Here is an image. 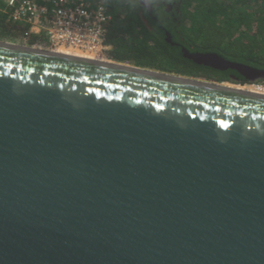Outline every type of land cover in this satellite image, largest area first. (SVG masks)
I'll return each instance as SVG.
<instances>
[{
	"label": "water",
	"instance_id": "1",
	"mask_svg": "<svg viewBox=\"0 0 264 264\" xmlns=\"http://www.w3.org/2000/svg\"><path fill=\"white\" fill-rule=\"evenodd\" d=\"M225 82L0 40V264H264V95Z\"/></svg>",
	"mask_w": 264,
	"mask_h": 264
},
{
	"label": "trees",
	"instance_id": "2",
	"mask_svg": "<svg viewBox=\"0 0 264 264\" xmlns=\"http://www.w3.org/2000/svg\"><path fill=\"white\" fill-rule=\"evenodd\" d=\"M101 1L113 14L106 38L113 60L208 80L229 79L231 70L195 63L184 56L182 49L186 48L190 52H217L230 60L264 69V0H175L181 3V16L176 13L177 18L173 20L174 16L163 6L156 10V19H153L146 9L148 22L142 18L141 8L134 0ZM5 7L0 0V40L29 46L36 44L38 37L29 35L27 27L14 23ZM246 28L251 30L250 52L244 54L246 47L240 43L236 51L232 49L235 54L229 53L233 42L243 39ZM168 33L172 42L179 45L166 40ZM198 40L203 41L201 46ZM258 41H263L260 47ZM255 48L260 50V56L254 55Z\"/></svg>",
	"mask_w": 264,
	"mask_h": 264
},
{
	"label": "built area",
	"instance_id": "3",
	"mask_svg": "<svg viewBox=\"0 0 264 264\" xmlns=\"http://www.w3.org/2000/svg\"><path fill=\"white\" fill-rule=\"evenodd\" d=\"M9 18L38 37L37 48L70 49L86 59L109 62L106 43L113 14L101 0H3Z\"/></svg>",
	"mask_w": 264,
	"mask_h": 264
},
{
	"label": "flooded vegetation",
	"instance_id": "4",
	"mask_svg": "<svg viewBox=\"0 0 264 264\" xmlns=\"http://www.w3.org/2000/svg\"><path fill=\"white\" fill-rule=\"evenodd\" d=\"M136 1V3L138 4L139 8H141L140 10V13H141V16L142 18L145 20V22H148L147 18H146V15H145V10L147 11V13L149 14V16H151L153 19H156V16L154 15L156 13V10L157 9H160V7H163L166 9V11L168 13H171L173 17V20L176 19L177 17L175 16L176 13L179 14V16L182 15V12H181V3L180 2H177V1H170V0H134ZM251 30L249 28H246V30H244L243 32V39L245 40V43H244V46L246 47L245 51H244V54H248L250 52V49L249 47L251 46ZM167 37H168V34H167ZM167 37H166V40H167ZM261 40L262 39V36H259L258 37V40ZM231 40H233V37L231 38ZM172 44L174 45H179V43H176V42H171ZM199 45L201 46L203 44V41L202 40H198ZM227 45H228V48H229V42H226ZM259 43V47L263 44V41H258ZM255 54L254 55H259L260 56V50L257 48H255ZM257 50H259L257 52ZM200 52V51H199ZM257 52V53H256ZM203 53H213V52H203ZM214 53H217V52H214ZM229 53H234V51H232V48L229 49ZM221 55V54H219ZM223 56V55H221ZM224 58H226L225 56H223ZM228 60H230V58H226ZM232 61H236V62H239V63H242L238 60H232ZM250 65V64H249ZM253 66V65H252ZM227 70H231L229 73H228V80H225V81H229V82H233V83H239V84H245L244 82H242L243 80L247 82L248 79L245 78L243 75H241L239 72H237L236 70H233V69H227ZM208 80V79H206ZM211 81H215V80H211ZM259 81H264L263 80H258L256 82H259ZM220 82V81H219ZM228 82V83H229Z\"/></svg>",
	"mask_w": 264,
	"mask_h": 264
},
{
	"label": "bare ground",
	"instance_id": "5",
	"mask_svg": "<svg viewBox=\"0 0 264 264\" xmlns=\"http://www.w3.org/2000/svg\"><path fill=\"white\" fill-rule=\"evenodd\" d=\"M60 53H64L67 55H72V56H77V57H83L81 54L72 51L70 49H58L57 50ZM114 62V61H109ZM223 87H227V88H232V89H237V90H242V91H247V92H252V93H257V94H262L264 95V87L258 84H245V85H239V84H232V83H228L225 82L222 84Z\"/></svg>",
	"mask_w": 264,
	"mask_h": 264
},
{
	"label": "rangeland",
	"instance_id": "6",
	"mask_svg": "<svg viewBox=\"0 0 264 264\" xmlns=\"http://www.w3.org/2000/svg\"><path fill=\"white\" fill-rule=\"evenodd\" d=\"M240 43H243V44H244V43H245V40H244V39H241L240 41H234V42H233V45L231 46L232 49H235V51H236ZM235 51H234V52H235ZM130 64H131V63H130ZM229 83H230V82H229ZM232 84H234V83H232ZM256 84L261 85V86L264 87V81L256 82Z\"/></svg>",
	"mask_w": 264,
	"mask_h": 264
}]
</instances>
